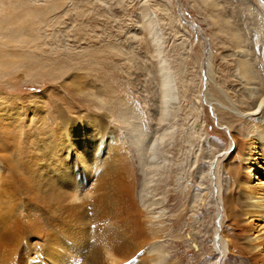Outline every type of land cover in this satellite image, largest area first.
<instances>
[{
  "label": "rangeland",
  "instance_id": "obj_1",
  "mask_svg": "<svg viewBox=\"0 0 264 264\" xmlns=\"http://www.w3.org/2000/svg\"><path fill=\"white\" fill-rule=\"evenodd\" d=\"M255 92H264V0H0L1 122H9L3 105L18 107L22 132L31 125L53 131L60 114L96 118L90 136L117 157L123 215L160 232L152 239L159 264H249L222 248L220 229H232L216 207L233 192L228 169L239 164L222 154L231 136L242 143L253 130L247 113ZM9 172L0 156V174ZM20 198L11 201L21 203L11 209L17 218L27 209L45 220L40 230L49 229L48 237L59 231L48 227L62 225L58 217ZM100 216L85 227L102 232ZM23 235L7 264L26 253ZM35 248L45 260L42 246Z\"/></svg>",
  "mask_w": 264,
  "mask_h": 264
},
{
  "label": "bare ground",
  "instance_id": "obj_2",
  "mask_svg": "<svg viewBox=\"0 0 264 264\" xmlns=\"http://www.w3.org/2000/svg\"><path fill=\"white\" fill-rule=\"evenodd\" d=\"M238 65L240 74L250 78L252 74L247 63L239 60ZM165 77L164 73V88L170 89L171 84ZM74 83L75 86L78 84ZM256 94V106L247 113L255 119L248 139L239 143L231 136L229 149L222 154L226 164L232 157L237 158L239 164L232 170L228 169L232 182H235V194L228 191L221 210L219 205L216 207L227 219L232 232H224L223 225L217 237L228 253L234 251L243 255L249 264H264V92ZM0 101L6 102L5 99ZM3 106L1 114L9 122L0 120V156L10 170L9 175L0 174V201L5 209H0V256L5 259L3 264H7L18 249L19 242L14 238L20 236V232L27 240L26 253L37 259L29 262L23 258L26 253H22L18 255V264H159L160 255L152 245L158 236L154 225L137 224L135 218V224H130L123 215L124 190L116 189L113 179V173L118 171L115 167H119L117 157L113 155L110 159L105 156L107 150H102L103 142L90 136L96 118L60 114V125L53 131L36 127L34 123L36 128L31 125L22 132L17 128L18 118L15 116L18 107ZM258 114L262 117H257ZM37 117L41 122L42 117ZM20 148H24V152ZM89 180L96 183L94 188L86 187ZM85 192L92 193V196L82 200L79 195ZM102 195L106 206L99 203ZM14 196L19 201L23 196L27 199L24 202L34 203L33 207H43L47 217H58L62 225L48 227L54 226L59 231L48 237L49 229L46 234L40 230L43 227L40 223L45 220L29 214L27 209L23 219L17 218V213L11 209L18 205V210H22V206L14 202L15 199L11 202ZM2 197H5L4 201H10L8 209ZM78 200L81 201L78 203ZM100 211L105 214L103 229L93 233L85 226L93 218L101 220ZM40 231L44 233L39 234ZM32 236H38V239H32ZM36 246L45 250V260L37 256Z\"/></svg>",
  "mask_w": 264,
  "mask_h": 264
}]
</instances>
